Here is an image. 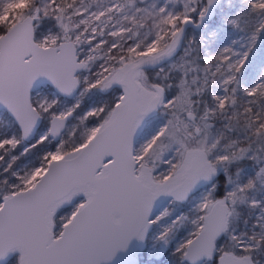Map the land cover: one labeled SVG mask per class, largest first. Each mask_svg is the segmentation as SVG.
Masks as SVG:
<instances>
[{
  "label": "snow or ice",
  "instance_id": "obj_1",
  "mask_svg": "<svg viewBox=\"0 0 264 264\" xmlns=\"http://www.w3.org/2000/svg\"><path fill=\"white\" fill-rule=\"evenodd\" d=\"M0 264H264V0H0Z\"/></svg>",
  "mask_w": 264,
  "mask_h": 264
}]
</instances>
